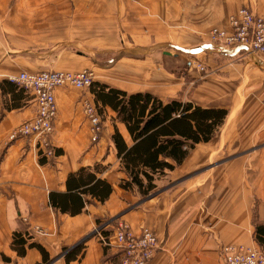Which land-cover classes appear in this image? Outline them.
I'll use <instances>...</instances> for the list:
<instances>
[{
	"label": "rangeland",
	"instance_id": "374dc122",
	"mask_svg": "<svg viewBox=\"0 0 264 264\" xmlns=\"http://www.w3.org/2000/svg\"><path fill=\"white\" fill-rule=\"evenodd\" d=\"M34 1H40L41 6H33ZM34 1L0 0V82L24 73L89 72L92 75L89 87L76 89L68 86L57 89L76 91L89 124L90 140L92 127L85 111L86 105L96 111L101 121V130L98 132L96 142L91 141L92 143L99 141L103 123H107L108 128L112 127L110 142L115 147L113 136L119 132L115 126L114 128L112 126L108 109L114 113L115 119L125 126L116 111L96 101L94 94L102 89L105 92L115 89L126 94L148 93L163 104L176 100L201 109L223 110L226 113L210 140L212 144L210 151L203 156V159H208L210 164L192 171L186 160L195 146L180 165H175L173 170H165L155 176L153 182L155 188L146 196L141 195L137 189L126 191L120 187L125 184L123 182L130 179L116 156L125 175L117 188L131 193V202L135 207L145 203L153 204L155 199L166 193L178 194L180 181L208 174L211 169L221 171L226 166L235 164L236 161L248 162L246 173L249 180L257 174L259 170L257 162L264 160V91L257 90L254 84L251 85V80L253 78L256 80L258 77L252 74L253 78H249L248 81V72L251 68H256L249 59L250 55L257 56L264 62V43L260 42L258 34H252L248 20L244 16L247 13L255 19H260H253L254 26L257 23H264V0H101L103 3L100 6H87L88 8L84 5L97 0ZM117 10L120 11L118 15ZM78 15L80 16L74 17ZM61 17L82 18L93 25L101 21L103 23L101 30L105 35L93 37L94 43L88 40L91 36L85 40L81 39L78 37L79 31L65 32L61 29L64 28V25H58ZM65 34H69L70 37L63 38ZM107 34L111 37H107ZM73 41L86 44L87 51L76 44L72 45ZM161 41L177 42L189 47L201 43L207 44L208 54L183 58L180 54L175 55L176 51L173 53V49L170 48L144 51L145 47L155 46ZM64 42L70 44L69 47H65ZM125 47L138 48V51L135 54L124 53ZM96 50L98 54L90 53ZM93 62L103 69L92 65ZM16 86L22 89L26 96V100L22 101L23 107L19 109H23L31 102L34 108V115L31 117L33 118L36 113L33 94L24 87ZM233 98L237 100L233 101ZM0 111H4L2 104ZM55 121L56 119L53 121L52 133L45 145H41V140L27 138L34 142L39 164H51L58 158L59 154L52 144ZM9 136L8 142L14 141ZM255 216L256 213L253 214V226L256 223ZM92 220L94 228L74 245L58 249L60 252L52 258L47 254L48 262L41 261L38 264H57L65 259L70 249L80 246L82 249L71 261L81 263L85 245L93 240L98 241L105 250L113 248L117 253L115 258H119L120 248L115 245L117 241L115 228L119 221L129 226L130 224L118 217L111 219L92 217ZM143 229L149 230L158 241L154 246L155 252L152 258L147 262L150 264L158 251H161L162 243L160 244L155 231L146 225L140 226L138 232L133 229L132 231L138 234ZM30 232L31 234H23L27 241L32 240L31 235L45 238L50 235L49 231L39 227H35ZM254 241L255 245L220 246L218 264L224 263L223 255L226 247L246 250L248 255L258 252L264 257V250L256 242L255 235ZM10 246L15 252L12 243ZM37 251L40 253L39 250ZM40 255L42 257L41 253ZM108 256L111 258L110 255ZM109 260H112V264L119 263V260L115 263L113 259ZM0 264H16V260L0 259Z\"/></svg>",
	"mask_w": 264,
	"mask_h": 264
},
{
	"label": "crops",
	"instance_id": "0c3cea01",
	"mask_svg": "<svg viewBox=\"0 0 264 264\" xmlns=\"http://www.w3.org/2000/svg\"><path fill=\"white\" fill-rule=\"evenodd\" d=\"M101 3V0H97L85 4L84 7H97ZM33 6L40 7V1H34ZM118 10L117 15L120 13ZM74 17H61L58 25H64L61 29L65 32L79 31L78 37L81 39L91 36L88 40L92 42L93 37L105 35L101 30V21L93 25L85 19ZM106 36L111 37L108 34ZM62 37L67 38L70 35L65 34ZM64 43L65 47H69L70 44ZM71 44L87 51L84 43L73 41ZM168 48L183 58L208 54L207 44L189 47L165 41L145 47L144 51ZM123 51L135 54L138 48H126ZM90 53L99 52L96 50ZM249 57L256 68H251L248 72V81L254 74L258 79L253 78L251 85L254 84L257 90L264 91V62L257 56ZM91 64L103 69L94 62ZM74 94L76 95V91L71 89L55 91L57 117L52 144L59 155L51 164H39L32 139L19 138L8 142V136L14 128L34 115L33 104L29 102L21 110L0 111L3 113L0 120V259H15L16 264L41 262L40 253L34 248H27L23 258L17 257L10 249L14 234H31L30 231L35 227L49 231L50 235L48 238L31 235L32 240H28L27 244L35 242L41 245L52 258L62 247H71L94 228L92 217H118L129 223L135 232L142 225L153 229L162 247L150 264H218L220 246L256 244L252 219L256 213V222L264 223V160L257 162L259 170L251 180L246 173L248 162L236 161L221 171L211 169L208 174L180 181V194L166 193L155 199L153 204L145 203L135 207L131 202V193L117 188L125 175L116 157V149L110 142L112 127L108 128L107 123H103L99 141L92 143L82 102ZM107 113L113 128H117L126 145L130 147L132 140L125 126L115 119L114 113L109 109ZM210 146L211 141L194 145L195 148L193 147L186 160L192 171L210 164L208 159H203L204 154L210 151ZM81 168L88 169L96 178L111 185L113 190L108 199L100 203L82 196L84 207L75 216L52 209L49 194L65 193L68 175ZM88 200L90 202L87 203ZM115 253L113 248L105 250L98 241L93 240L85 245L81 263L71 261L69 264H112L109 259H113L114 263L119 259L115 258ZM57 264H66L65 259Z\"/></svg>",
	"mask_w": 264,
	"mask_h": 264
},
{
	"label": "trees",
	"instance_id": "16d2710c",
	"mask_svg": "<svg viewBox=\"0 0 264 264\" xmlns=\"http://www.w3.org/2000/svg\"><path fill=\"white\" fill-rule=\"evenodd\" d=\"M22 94L24 91L15 83L9 80L0 82L2 112L22 108V101L26 100ZM94 95L97 102L118 113L133 142L128 147L118 133L113 136L116 156L130 179L120 187L126 191L137 189L143 196L154 190L156 175L180 165L194 145L209 142L226 114L223 110L201 109L176 100L163 104L148 93L126 94L115 89L107 92L102 89ZM2 116L0 113V120ZM111 192L112 188L106 181L81 168L68 175L65 193L49 194V204L60 213L75 216L84 207L82 196L103 203ZM254 235L264 250V223L254 224ZM12 248L19 257L25 255L27 248H36L42 254V262H48L44 250L37 244H27L21 233L13 235ZM80 249L81 246L70 249L65 262L74 259Z\"/></svg>",
	"mask_w": 264,
	"mask_h": 264
},
{
	"label": "built area",
	"instance_id": "2783aa9c",
	"mask_svg": "<svg viewBox=\"0 0 264 264\" xmlns=\"http://www.w3.org/2000/svg\"><path fill=\"white\" fill-rule=\"evenodd\" d=\"M244 17L248 20V27L251 28L252 34H258L260 42L264 43V23H257L254 26L252 25L253 19H255L253 16L245 13ZM9 81L24 87L25 90L27 89L32 93L36 107L35 116L13 130L9 138L15 140L19 137H32L41 140V145H45L47 138L52 133L53 121L57 117L55 90L68 86L76 89L89 87L92 75L87 71L80 73H24L11 77ZM85 111L92 127L91 141L96 142L98 132L101 130L100 118L96 111L88 105H86ZM115 230V240H117L115 245L120 248L118 264H147L152 258L153 252H155L154 246L158 242L156 237L147 229H143L136 234L128 224L121 221H119ZM223 260V264H264V257L258 252L257 254L248 255L246 250L233 247L224 248Z\"/></svg>",
	"mask_w": 264,
	"mask_h": 264
}]
</instances>
